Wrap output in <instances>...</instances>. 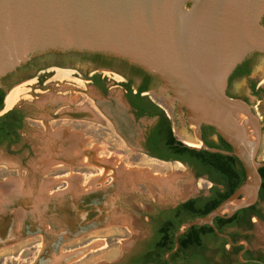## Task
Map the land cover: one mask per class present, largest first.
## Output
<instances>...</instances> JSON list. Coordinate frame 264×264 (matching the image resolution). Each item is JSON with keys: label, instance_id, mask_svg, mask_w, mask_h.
<instances>
[{"label": "rangeland", "instance_id": "1", "mask_svg": "<svg viewBox=\"0 0 264 264\" xmlns=\"http://www.w3.org/2000/svg\"><path fill=\"white\" fill-rule=\"evenodd\" d=\"M50 73L46 84L37 85L39 74L7 95L6 109L25 101L33 116L25 124V151L9 159L0 153V264H117L152 239V216L187 198L208 196L213 184L196 179L182 161L131 145L110 116L127 103L123 88H112L104 99L81 71L56 67ZM263 76L259 54L249 78ZM263 85L258 106L264 116ZM32 95L40 96V108L29 101ZM147 96L163 109L151 91ZM51 104L66 106L59 119L44 114ZM152 120L146 118L143 128ZM252 221L250 240L258 247L264 244V212L262 220ZM58 240V252L74 257L54 260ZM95 242L100 245L92 247Z\"/></svg>", "mask_w": 264, "mask_h": 264}, {"label": "water", "instance_id": "2", "mask_svg": "<svg viewBox=\"0 0 264 264\" xmlns=\"http://www.w3.org/2000/svg\"><path fill=\"white\" fill-rule=\"evenodd\" d=\"M263 13L264 0H0V86L3 76L49 51L101 52L156 75L160 84L153 96L172 115L177 139L183 145V137L199 142L200 147L187 145L195 149L236 155L246 171V179L229 197L175 231V247L165 258L194 225L208 224L229 245L248 247L247 240L233 241L220 231L214 219L230 218L254 205L262 186L264 116L259 106L255 111L226 89L229 75L248 54H264ZM50 59L68 61L69 56ZM232 90L253 101L244 79L233 81ZM119 105L110 116L131 145L142 150L146 118L135 119L127 103ZM203 124L215 127L233 151L208 146L201 137ZM59 246L60 240L54 251Z\"/></svg>", "mask_w": 264, "mask_h": 264}, {"label": "flooded vegetation", "instance_id": "3", "mask_svg": "<svg viewBox=\"0 0 264 264\" xmlns=\"http://www.w3.org/2000/svg\"><path fill=\"white\" fill-rule=\"evenodd\" d=\"M261 22L264 24V13L262 15ZM259 54L260 53L258 51H254L248 54L246 58L237 65V67L228 77L226 89L227 94L246 100L255 111L258 109L259 104L260 108H262L261 102L263 101V95L261 94V86L264 84V76L261 78H249V76L251 75L252 66ZM52 56H58L61 58L69 56V60L62 61L50 59ZM55 67H60L63 70L74 69V72L78 73L81 71L82 74L86 76V81L90 82L91 86H93L96 92L104 99L108 98L107 96H109L112 88H123L122 91L124 92V96L129 107L128 111L133 114L135 119H140L142 117L153 119L152 122L144 129V133L140 141L143 148L142 151L151 155H165L175 153V149L169 147L165 141L171 121L168 122L165 116L160 112L159 106L154 104L147 96L149 91H151L152 94L157 91V88L160 84V79L156 75L148 72L138 64L131 63L126 59L101 52L49 51L47 53L34 56L26 64L17 67L15 71L6 74L1 79L0 153L2 155H17L22 154L25 151V124L27 123V119H31L33 116V112L27 109V104L25 101L11 105V107L6 109L7 95L17 85L25 82L28 83L35 77L37 78V75L39 74H41V80H36L37 85L41 86L46 84L47 80L52 75L50 71ZM110 73H113L114 75H111ZM115 75L121 76L122 78L117 79ZM243 78H248V86L253 99L252 102L245 93L232 90L233 81L241 80ZM114 81H121L122 83L118 84L114 83ZM39 90L40 89L34 88L35 92H38ZM40 91H47V89ZM31 97L32 99L29 101H32L34 105H37L40 108V106L43 104L40 96L32 95ZM65 107L66 106H61L59 108L53 109L51 104L48 105L43 112L44 114L54 115L52 120L59 119L57 113L60 109L65 111ZM34 120L40 121L39 119ZM262 124L264 131V121H262ZM171 127L173 126L171 125ZM201 137L206 144L207 142H214L220 146L228 145L232 149L231 151H233V147L218 133L216 128L213 126L203 124L201 126ZM28 150L31 151V148L28 147ZM262 159L264 160V157ZM177 160H180V158ZM189 168L196 179L204 177L210 180L209 173H200V170L192 166H189ZM211 183L213 184V181H211ZM263 206L264 187L261 186L257 202L243 212L241 219L237 220L236 223L232 224L226 229L227 232H240L241 236L238 240H247L249 246L246 247L244 243L239 245H230L231 248L233 247V251H236L232 254V256L219 252L216 255H209L203 261V263L264 264V244L259 245L258 247L252 246L249 232L253 227L248 228L249 222L247 218V216L252 213L250 218L252 223V220L255 219L258 221L262 220L264 212ZM141 252L142 251H138L133 254H127L117 264H139L137 261L141 255Z\"/></svg>", "mask_w": 264, "mask_h": 264}, {"label": "trees", "instance_id": "4", "mask_svg": "<svg viewBox=\"0 0 264 264\" xmlns=\"http://www.w3.org/2000/svg\"><path fill=\"white\" fill-rule=\"evenodd\" d=\"M160 112L169 122V118L161 108ZM165 141L169 147L175 149V153L155 156L164 159L180 158L182 162L200 170V173H209L213 185L208 196L190 198L152 216L154 235L143 245L137 262L139 264H204L203 261L211 254L216 255L220 252L232 256L236 251H233V247L227 248V239L219 237L210 225L204 224L194 225L181 234L178 237L179 248L165 258V254L175 247L174 233L183 223L205 216L229 197L246 179V171L236 155L183 145V142L174 135L171 125ZM207 145L226 151L232 150L228 145L220 146L214 142H207ZM259 171L264 187V166L260 167ZM248 208L237 211L230 218L216 217L214 219L216 227L222 232H227L226 229L241 219L243 212ZM251 214L247 216L248 228L253 227ZM227 233L233 241H237L241 236L240 232Z\"/></svg>", "mask_w": 264, "mask_h": 264}, {"label": "bare ground", "instance_id": "5", "mask_svg": "<svg viewBox=\"0 0 264 264\" xmlns=\"http://www.w3.org/2000/svg\"><path fill=\"white\" fill-rule=\"evenodd\" d=\"M12 101V100H11ZM175 133H176V135L178 136V137H181L182 136V133L180 132V131H178V130H176L175 129ZM183 138H185L184 139V142H186V144L187 145H190V146H194V147H200V143L199 142H196V141H193V140H191L190 138H188V137H183ZM83 149V148H82ZM89 154V153H88ZM85 155V154H84ZM88 156V155H87ZM85 157V156H84ZM94 157V156H93ZM93 157H90L91 159L93 158ZM94 158H96V157H94ZM88 159H89V157H88ZM87 159V160H88ZM105 159H107V158H105ZM95 160V159H94ZM93 160V161H94ZM90 162V161H89ZM103 162V161H102ZM119 164V163H118ZM69 177V176H68ZM100 243V242H99ZM98 245H100V244H98L97 242L96 243H93L91 246L92 247H97ZM103 246V245H102ZM92 247H89V248H91V249H93ZM88 251V250H87ZM71 252V251H70ZM75 253V255H76V252H74ZM71 253H69V254H67V253H63V252H58L55 256H54V260L55 261H68L67 259L68 258H70V256H73V254H71ZM85 254V253H84ZM74 257V256H73ZM52 259V258H51Z\"/></svg>", "mask_w": 264, "mask_h": 264}, {"label": "crops", "instance_id": "6", "mask_svg": "<svg viewBox=\"0 0 264 264\" xmlns=\"http://www.w3.org/2000/svg\"><path fill=\"white\" fill-rule=\"evenodd\" d=\"M96 243V242H95Z\"/></svg>", "mask_w": 264, "mask_h": 264}]
</instances>
